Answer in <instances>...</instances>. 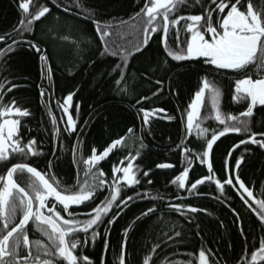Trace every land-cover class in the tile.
Returning <instances> with one entry per match:
<instances>
[{
    "label": "trees",
    "instance_id": "16d2710c",
    "mask_svg": "<svg viewBox=\"0 0 264 264\" xmlns=\"http://www.w3.org/2000/svg\"><path fill=\"white\" fill-rule=\"evenodd\" d=\"M39 2L47 4L51 11L35 21L32 31H25L22 36L25 40L37 42L46 53L47 61H41L36 51L22 42L0 56V82L7 80L6 88L16 85L10 92L0 89V96H3L0 107L15 99L18 106L29 110L28 116L19 118L20 137L25 144L34 138L36 149L33 155L30 153L25 158L22 154H16L9 157L10 161L29 163L43 172L48 171V176L59 181L60 188L75 190L78 182L92 179L84 160L91 155L93 147L99 153L112 140L125 137V141L116 147L112 155L99 164L110 183L112 165L119 163L129 153L136 155L137 150L140 153L133 161L139 167L137 177L140 183L123 188L116 203L125 195L133 199L126 207L121 206L123 212L108 225L107 219L119 211L114 204L111 214L96 228L99 235L95 240L91 237L92 229L88 230L86 243L85 234L77 232L76 237L82 244L77 247L75 254L78 257L87 255L89 264H102V260L103 264H119L120 244L126 239L125 264H142L143 257L153 245L160 244L163 239L161 233L171 235L175 225L174 230L181 235L160 244L152 254L150 264L186 261L190 258L189 253L198 254L202 246L211 249L215 256L210 259L220 264H236L241 255H245L250 262L251 251L264 238V225L244 204L240 194L242 190L237 191L238 184L235 188L225 185L221 193L214 182L205 181L189 193L171 183L175 176L188 167L189 157L192 162L186 184L190 185L209 174L207 163H201L200 157L211 132L220 130L223 125L215 120L208 89L198 123L202 128L209 129V132L201 136L196 128L191 133L186 130L188 105L202 86L203 79L206 77L219 88V110L223 118L229 113L236 115L246 107L242 101L232 99L234 81L238 77L231 70L217 73L213 66L202 59L176 61L167 56L161 36L156 33L151 34L148 45L127 57L126 66L121 56H112L110 53L102 55V45L92 19L85 18L83 14L77 15V12L94 14L96 20L113 25V31H117L116 44L131 50L133 45L139 46L131 26L139 22L135 13L143 6V0H81L83 8H77L75 0H63L64 4L72 8L71 12H65L63 8L52 4L51 0ZM260 3L261 0H253L254 7H260ZM18 4L19 0H0V35L6 36L5 41H0V49L17 39L23 16ZM200 11L201 5L196 0H187L176 14H197ZM121 21L124 25L122 29L119 27ZM183 23L181 21V25ZM63 36L74 39L64 40ZM186 36L181 30V41ZM75 41H80L79 48ZM167 43L169 48L178 47L175 27L169 30ZM118 64L124 70L120 84L115 83L120 79L119 70L112 71ZM45 65L50 66V74ZM250 74L256 78L253 69ZM41 88L44 89L43 96ZM70 92L73 96L67 107L75 122L74 131L65 130L67 118L61 107ZM141 96L147 99L141 100ZM141 108L165 111L150 117L149 123L144 124ZM49 113L56 117L59 133H54ZM248 119L253 131L264 132V106L257 105ZM129 128L133 129L131 133L127 131ZM244 138V134L237 133L219 137L210 150L209 160L217 178L225 179L228 175L234 177L238 174L254 195L261 198L264 193V148L251 142L232 148L233 144H238ZM229 151L231 155H228ZM241 156L243 160L237 169L235 161ZM162 163L174 167H157ZM149 169L151 171L145 177L144 172ZM5 171V164L0 162V175ZM99 193L95 201L85 202L74 210L81 214L79 219H85L83 213L108 195L109 190L105 187L99 189ZM133 193L144 195V199ZM249 202L254 203L250 199ZM169 203L190 204L200 211L191 212L184 208L181 214L167 207ZM152 204L157 205L155 214L140 216ZM233 208L239 214V219L233 213ZM130 224L132 227L125 235L123 230ZM105 239L108 241L107 249Z\"/></svg>",
    "mask_w": 264,
    "mask_h": 264
},
{
    "label": "snow or ice",
    "instance_id": "6c2138e0",
    "mask_svg": "<svg viewBox=\"0 0 264 264\" xmlns=\"http://www.w3.org/2000/svg\"><path fill=\"white\" fill-rule=\"evenodd\" d=\"M186 2L187 0H143V6L139 12L135 13L139 22L131 26V31L135 33L139 46L133 45L131 50L116 44L117 31H113V25L96 20L94 14L77 12V15L83 14L85 18L92 19L95 32L102 45L101 54L110 53L112 56L123 57L124 66L127 65V57L132 52H139L143 46L148 45L151 34L156 33L161 36L167 56L176 61L202 59L204 63L213 66L215 72L231 70L238 77L234 81L232 99L242 101L246 107L236 115L229 113L223 118L219 110V88L206 77L203 79L202 86L188 105L186 130L187 133H191L195 127L198 130V135L201 136L209 132V129L202 128L199 123H194L199 115L205 90L208 89L211 93L212 108L215 110V120L223 125L220 130L211 132V137L206 139L205 150L200 157L201 163H207L209 174L196 179L190 185L186 184L192 162L191 157H189L188 167H185L175 176L171 183H175L179 189H184L189 193L196 190L197 186L205 181L214 182L221 193L224 192L225 185L235 188L238 184L237 191L242 190L240 194L244 204L256 214L261 224L264 225V193L261 194V198H258L238 174L234 177L228 175L225 179L217 178L209 160L210 150L214 142L227 133L244 134L245 136L238 144H233L232 148H237L238 145H244L248 142L264 148V132L253 131L248 119L252 116L257 105L264 106V0H261L258 8L254 7L253 0H196L201 5L202 11L197 14H176ZM51 3L63 8L65 12L72 11V8L64 4L63 0H51ZM75 5L77 8H83L81 0H75ZM18 7L23 16L18 26L17 39L12 40L11 44L6 43L5 47L0 49V56L5 55L7 51H12L18 42H22L33 48L41 61H47L48 57L41 50L40 45L34 40H25L22 33L31 32L33 23L50 13V7L40 3L39 0H19ZM181 21L184 22L183 25H181ZM119 27L121 29L124 27L122 21L119 22ZM173 27H175L178 46L176 49L169 48L167 43L169 30ZM181 30L187 34L184 41L180 39ZM5 39V35H0V41H5ZM62 39L73 40L74 38L63 36ZM75 44L79 48L80 41H75ZM45 67L50 74V66L45 65ZM253 67L256 69V78L250 74ZM117 70H119L120 79H117L115 83L120 84L124 77V70L119 64L112 69V71ZM7 84V80L0 82V89L10 92L12 88L16 87L15 84H12L6 88ZM40 93L41 96L44 95L43 88L40 89ZM72 96L73 93H68L64 98V104L61 105L63 112L67 115L66 131H74L75 129V122L67 107ZM140 99L146 100L147 97L141 96ZM0 101H3V96H0ZM163 111L165 110L141 108L143 123L148 124L150 117ZM28 115L29 110L18 106L15 99L0 107V162L6 166V173L0 175V264H64V262L67 264H89L90 258L87 255L78 257L75 254L77 245L82 244L79 237H76V233L83 232L85 234L84 243H86L88 230L92 229L91 237L95 240L99 235L96 228L104 222L105 217L111 214L114 204L119 211L107 219L108 225H111L123 212L124 208L121 206L126 207L127 203L133 199L132 196L125 195L119 199L118 204L116 203L123 188L140 183V179L137 177L139 167L133 163L140 154L139 150H137L136 155L129 153L119 163L112 165L110 183L102 168L97 167L93 171L92 167L108 157L115 147L125 141V137L121 136L112 140L99 153L93 147L91 155L84 160V163L89 166L88 174L91 175L92 179L90 181L86 179L83 183L78 182V187L75 190L60 188L59 181H56L55 177L52 178L55 182L54 186L45 172L38 170L29 163H12L9 159L16 154H22L26 158L28 154H34L36 151L34 138L25 144L20 137L21 120L19 117ZM49 115L52 118L54 133H59L60 130L56 127V117L51 113ZM166 118L171 119V117ZM127 131L131 133L133 129L129 128ZM258 136L259 139H257ZM185 151L187 150L185 149ZM228 155H231V151ZM125 160L127 161L126 164L124 163ZM242 160V156L236 159L235 166L237 169ZM8 164L10 166H7ZM157 167H174V165L162 163L158 164ZM149 171L151 170L144 172L145 177L148 176ZM24 173L29 174L26 186H22L14 178ZM148 183L151 184V181L149 180ZM105 187L109 190L108 195L86 213H83L85 219H79L78 213L70 211L72 205L79 206L88 201H95L100 194L99 189ZM133 195L144 199V195L140 193H133ZM249 198L254 203H250ZM58 207L60 210H57ZM167 207L181 214H183L184 208H188L191 212L200 211L190 204L182 203H169ZM157 210V205L152 204L151 207L141 212L140 216L155 214ZM232 211L239 219L236 210L233 208ZM62 212L68 214L67 218L61 214ZM17 218L18 222H15ZM30 221L47 237V243L40 239L30 240L29 229L26 227ZM131 227L130 224L128 228L123 230L125 235ZM174 229L175 225L171 235L165 232L161 233L163 239L160 240V244L181 235ZM197 234L199 235V233ZM241 234L243 235V229H241ZM104 243L107 249V239ZM126 243V239L121 241L119 264H125L124 248ZM160 244L153 245L151 251L143 257L142 264H150L152 254L160 247ZM188 255L190 257L188 260L178 261L177 264H220L219 261L210 259L215 254L211 249L203 246L199 248L198 254L192 252ZM256 262L264 264V238H261L259 246H254V250L251 251L250 262L245 255H241L236 264H256ZM166 264H173V262L167 261Z\"/></svg>",
    "mask_w": 264,
    "mask_h": 264
},
{
    "label": "flooded vegetation",
    "instance_id": "af4514ba",
    "mask_svg": "<svg viewBox=\"0 0 264 264\" xmlns=\"http://www.w3.org/2000/svg\"><path fill=\"white\" fill-rule=\"evenodd\" d=\"M253 69V71H256V69H255V67H253L252 68ZM70 113V112H69ZM66 115V114H65ZM19 118H21V117H19ZM66 118H67V116H66ZM33 155V154H32ZM100 162L101 161H99L98 163H97V165H95V166H93L92 167V169H95V168H99V164H100ZM38 169V168H37ZM38 170H41V171H43L42 169H38ZM45 172V171H44ZM6 173V171L3 173V174H5ZM46 174H47V178H49L50 179V182H53L52 181V177H50V176H48V171L47 172H45ZM28 176H29V174H27V173H24V174H21V175H17V176H15L14 178L17 180V182L18 183H20L22 186H26L27 185V183H28ZM55 186V185H54ZM49 199H54V198H49ZM81 205H79V206H77V205H72V206H70V211H74V210H76V209H78L79 207H80ZM57 210H60V207H58V209ZM77 213V212H76ZM62 215H64L66 218H67V213H64V212H62L61 213ZM79 215H78V218H80V216H81V214L80 213H78ZM15 222H18V218H17V220L15 221ZM28 229H29V237H30V240H32V241H35V240H37V239H40V240H44L45 241V243H47V237L46 236H44L37 228H36V226L30 221L29 222V225H27L26 226ZM77 247H79V245H77Z\"/></svg>",
    "mask_w": 264,
    "mask_h": 264
},
{
    "label": "water",
    "instance_id": "95a60500",
    "mask_svg": "<svg viewBox=\"0 0 264 264\" xmlns=\"http://www.w3.org/2000/svg\"><path fill=\"white\" fill-rule=\"evenodd\" d=\"M204 96H205V93H204ZM203 104H204V98H203V101H202V104H201V107H200L199 115H198V117L196 118V120L194 121V123H198V121L200 120V115H201V112H202V109H203ZM254 110H255V108H254ZM254 110H253V112H254ZM158 114H163V112H158ZM66 116H67V115H66ZM73 121H74V120H73ZM193 129H194V127H193ZM193 129H192V130H193ZM191 132H192V131H191ZM121 144H122V143H121ZM115 149H116V147L113 149L112 152L109 153V156L106 157L104 160L108 159V158L112 155V153L114 152ZM104 160H101V161H104Z\"/></svg>",
    "mask_w": 264,
    "mask_h": 264
},
{
    "label": "rangeland",
    "instance_id": "374dc122",
    "mask_svg": "<svg viewBox=\"0 0 264 264\" xmlns=\"http://www.w3.org/2000/svg\"><path fill=\"white\" fill-rule=\"evenodd\" d=\"M205 95H206V90H205ZM205 97V96H204ZM204 105V104H203ZM199 122V121H198ZM195 128V127H194ZM246 195V194H245ZM251 200V198H249Z\"/></svg>",
    "mask_w": 264,
    "mask_h": 264
}]
</instances>
